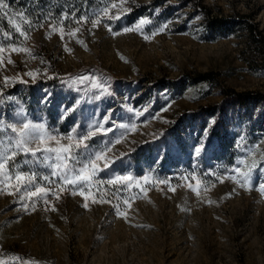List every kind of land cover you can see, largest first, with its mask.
<instances>
[{
    "label": "rangeland",
    "instance_id": "1",
    "mask_svg": "<svg viewBox=\"0 0 264 264\" xmlns=\"http://www.w3.org/2000/svg\"><path fill=\"white\" fill-rule=\"evenodd\" d=\"M69 19L0 24V95L11 97L0 114L6 124L22 110L60 136L108 115L113 131L85 141L107 149L94 180L133 179L93 182L85 201L18 153L0 171V264H264V0H96ZM93 83L112 94L91 100ZM19 171L57 196L26 198L25 210Z\"/></svg>",
    "mask_w": 264,
    "mask_h": 264
},
{
    "label": "snow or ice",
    "instance_id": "2",
    "mask_svg": "<svg viewBox=\"0 0 264 264\" xmlns=\"http://www.w3.org/2000/svg\"><path fill=\"white\" fill-rule=\"evenodd\" d=\"M115 7V5H113ZM6 10L10 11L9 4L5 0H0V12H5ZM23 18V14H19ZM67 15V14H66ZM119 19V17H115ZM15 20V16L12 18ZM98 21L93 20L92 24L95 27ZM141 25L145 24V20H140ZM31 27V25H29ZM167 26H163L166 28ZM163 28H157L153 35L158 34ZM16 31L20 36H25V33L17 28ZM125 32L133 31V28L127 27L124 29ZM148 37H145L147 39ZM14 51L16 49H13ZM4 48L0 47V52H3ZM29 77H32V73H27ZM88 76L84 75L80 78V82L83 83L87 81ZM93 89H99V93L92 95L91 100H99L105 94L111 95L110 84L107 83H93ZM5 99L11 100V97L5 98L0 95V102H4ZM50 97L45 101V103H50ZM79 106V101L77 102V108ZM76 108L69 109L65 108L61 113V116H66L72 111H76ZM129 112L133 111L131 108L128 109ZM136 115L139 116L140 113L136 112ZM18 119H13L8 121L5 124V116L0 114V148L3 150L0 151V171H3L5 167L9 164V161H14V158L18 153L29 154L32 159H25L23 163L25 165L31 164L33 160L39 161L44 168L50 169L49 175L52 177H59V180L62 184L72 185L74 188H79L81 194L85 201L89 200L88 195H84V190L86 186L91 185L93 182L97 184H108V185H121L125 184L128 181H131L133 178L130 175H116L115 178H109L106 181L104 180H94L98 175V162L104 160V153L107 149L101 150H90L89 144L85 143L90 138L95 136L97 132H102L105 136L108 132L113 131V128H105V123L109 121V116H103V123L99 120H92L86 126V130L77 131V128L73 127L71 129V134L66 136H60L55 128H46L43 122H32L27 119V116L22 110L17 111ZM119 129H124L127 131L129 125L121 123L118 125ZM123 135V133H122ZM76 137L75 142L73 143V137ZM120 138H117L114 142L118 143ZM61 141H67V143H61ZM56 146H51L52 144ZM107 144L113 143V141H106ZM7 144L8 147H4ZM237 147L247 154L248 149L243 146V144H238ZM10 149V150H9ZM206 144L202 141L199 146H196L194 149L195 157L199 158L202 154V151H205ZM40 154L39 156L37 154ZM243 157L236 164L228 170V175L232 179H236V176L233 173L240 172V164L243 163ZM20 165L13 163V170H17ZM104 167L107 168L108 164L105 163ZM38 173L32 172L31 174L19 171L15 175V180L17 182L16 192L21 193L19 199L23 201L22 207L27 210L29 207L26 198L31 199L32 197H39L45 204L48 203L47 197L49 194L57 196L56 191L46 190L44 187L39 186L35 183ZM49 175H43L41 178L47 180L50 184L56 185L55 180H49ZM207 175H213V173H206ZM243 178L239 181L241 186L246 185L251 180L250 172H245L242 174ZM147 179V178H145ZM195 179V176H193ZM217 179L222 177L217 175ZM160 183H165L161 181ZM200 182L198 181L197 187H199ZM191 187V185H189ZM34 188V190H33ZM173 190L174 189H170ZM261 192L264 193V185L261 186ZM95 202V201H93ZM35 205V201H32V206ZM85 208H87V203H85ZM118 214L119 213L118 211Z\"/></svg>",
    "mask_w": 264,
    "mask_h": 264
},
{
    "label": "trees",
    "instance_id": "3",
    "mask_svg": "<svg viewBox=\"0 0 264 264\" xmlns=\"http://www.w3.org/2000/svg\"><path fill=\"white\" fill-rule=\"evenodd\" d=\"M5 2L9 4L10 11L0 12V24L8 29V23L14 16L28 22L29 25L57 22L63 16L70 21L69 17L79 6L92 5L96 0H5ZM19 14H23V18Z\"/></svg>",
    "mask_w": 264,
    "mask_h": 264
}]
</instances>
